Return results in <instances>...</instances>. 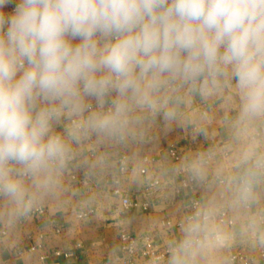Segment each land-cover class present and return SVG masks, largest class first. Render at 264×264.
I'll return each mask as SVG.
<instances>
[{
	"label": "clouds",
	"instance_id": "1",
	"mask_svg": "<svg viewBox=\"0 0 264 264\" xmlns=\"http://www.w3.org/2000/svg\"><path fill=\"white\" fill-rule=\"evenodd\" d=\"M225 91L247 146L213 183L248 209L264 184V0H0V221L55 193L74 144L179 124L195 97ZM212 156L190 162L201 184ZM215 214L212 202L186 218L168 264H197L221 241Z\"/></svg>",
	"mask_w": 264,
	"mask_h": 264
},
{
	"label": "crops",
	"instance_id": "2",
	"mask_svg": "<svg viewBox=\"0 0 264 264\" xmlns=\"http://www.w3.org/2000/svg\"><path fill=\"white\" fill-rule=\"evenodd\" d=\"M230 103L227 91L206 103L195 97L184 107L179 124L157 121L135 139L97 142L92 138L74 144L75 155L55 193L39 199L27 216L13 223L0 221V264H114L125 231L136 237L138 247L150 238L163 251L182 235L181 225L193 213V204L201 208L212 202L213 222L222 239L198 257L197 264H244L232 260L236 255L251 264H264V184L257 189L258 205L234 209L220 195L222 186L213 183L218 171L235 174L247 146L243 139L233 138L228 121L235 111ZM55 130L63 132V125ZM260 135L264 137V129ZM209 152L213 156L207 180L201 184L192 177L189 165L198 154ZM190 177L194 182L188 181ZM156 180L160 185L148 192ZM125 197L138 206L124 210ZM3 207L0 201V210ZM38 208L45 209L44 214H37ZM253 218L258 221L255 229L250 227ZM55 251H73L76 256L56 257ZM44 255L49 256L46 261L41 259ZM138 262L142 264V259Z\"/></svg>",
	"mask_w": 264,
	"mask_h": 264
},
{
	"label": "built area",
	"instance_id": "3",
	"mask_svg": "<svg viewBox=\"0 0 264 264\" xmlns=\"http://www.w3.org/2000/svg\"><path fill=\"white\" fill-rule=\"evenodd\" d=\"M172 155L178 158V154L176 151H172ZM123 165L125 164V159L122 160ZM123 168V167H122ZM146 170H141V173L146 174ZM189 182H194V179L190 177L188 180ZM187 184V183H186ZM160 181L156 180L153 181V183L148 187V192L151 190L152 187L159 186ZM119 191H117L118 193ZM138 206L136 202H131L129 198L125 197L123 199V208L124 210H129L133 207ZM144 208H148V203L144 204ZM199 208L198 203L193 204V212L196 211ZM45 209L38 208L36 210L37 214H44ZM82 216V215H81ZM225 221V216L223 215L221 217V222ZM230 224H233V221L229 222ZM120 254L115 257L114 264H139L138 259H142V264H160L161 262H164L169 259L170 252L169 248L159 251L152 239L146 238L144 240V243L141 247H138L137 245V239L131 232H122L120 235ZM36 248L32 247V250L34 251ZM53 256L59 257V256H65L67 258L75 257L76 254L72 252L63 253L61 251H55ZM264 255V254H263ZM48 255L42 256V260L46 261L48 259ZM232 260H239L243 261L244 264H251L250 262L245 261L244 257L242 255H236L232 257Z\"/></svg>",
	"mask_w": 264,
	"mask_h": 264
}]
</instances>
